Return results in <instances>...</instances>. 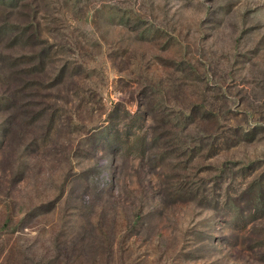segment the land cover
<instances>
[{
  "label": "rangeland",
  "instance_id": "obj_1",
  "mask_svg": "<svg viewBox=\"0 0 264 264\" xmlns=\"http://www.w3.org/2000/svg\"><path fill=\"white\" fill-rule=\"evenodd\" d=\"M0 264H264V0L0 1Z\"/></svg>",
  "mask_w": 264,
  "mask_h": 264
},
{
  "label": "trees",
  "instance_id": "obj_2",
  "mask_svg": "<svg viewBox=\"0 0 264 264\" xmlns=\"http://www.w3.org/2000/svg\"><path fill=\"white\" fill-rule=\"evenodd\" d=\"M0 1H2V2H4V3H5L6 1H8V2H12V4H15V3L17 4V0H0ZM31 21H33V22H30V23H33L32 26H35V22H34L35 20L33 19V20H31Z\"/></svg>",
  "mask_w": 264,
  "mask_h": 264
}]
</instances>
